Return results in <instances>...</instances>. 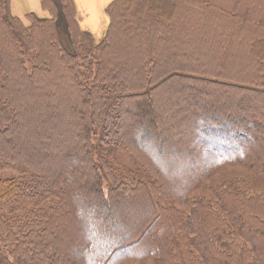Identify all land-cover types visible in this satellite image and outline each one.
<instances>
[{
	"label": "trees",
	"instance_id": "obj_1",
	"mask_svg": "<svg viewBox=\"0 0 264 264\" xmlns=\"http://www.w3.org/2000/svg\"><path fill=\"white\" fill-rule=\"evenodd\" d=\"M40 6L24 20L0 0V168L29 176L0 179L1 208L28 206L0 215V264H264V192L189 198L227 165L264 172V0H113L100 40L72 0ZM52 82L68 84L54 103ZM112 139L167 189L107 184Z\"/></svg>",
	"mask_w": 264,
	"mask_h": 264
},
{
	"label": "rangeland",
	"instance_id": "obj_2",
	"mask_svg": "<svg viewBox=\"0 0 264 264\" xmlns=\"http://www.w3.org/2000/svg\"><path fill=\"white\" fill-rule=\"evenodd\" d=\"M58 3V2H57ZM60 5V4H59ZM48 13L44 11V16H37L39 18L47 17ZM25 17H18L20 19H24ZM66 21L63 16H59L58 19V31L60 40L69 54H73L74 50L72 49L68 38L66 37ZM103 36L95 37L96 40H100ZM62 75L65 74L63 71H60L58 67L54 75ZM58 78V76H57ZM37 84V83H36ZM68 84L65 83H55L52 82V86L46 90V94L50 92L54 94V96H47L48 98L52 97L53 101L51 103L58 101V99L64 95V89ZM183 111V110H182ZM181 111V112H182ZM146 115L143 114L142 117ZM115 138H117L115 136ZM112 139V145L109 148L103 147L107 151L104 153V157L108 162V167H106L108 171V177L105 178V182L107 184L120 183L124 185V187H120L121 190H129L135 186V183L138 182V179H143L146 181V178H150L153 181L154 186L157 187V190H165L167 189L164 183L161 181L163 177L158 176V169L156 164L153 163L150 159H147L143 154L136 153L134 154L132 151L127 152L118 142H114ZM118 141V140H117ZM108 145V144H107ZM161 149L151 151L153 153V157H155L160 162L167 164L169 171V175H172L174 171L178 172L179 169L175 167L176 164H182L185 161V156L181 159H177V155H163L164 152L160 151ZM172 152V151H171ZM7 178H17L22 180V184L27 186V181L29 180V176L21 173L17 168H0V179ZM236 179L241 180L245 187L250 189L252 193H263L264 192V172L258 173L254 172L250 169V167L242 166V165H227L225 168H222L218 171L211 173L207 179L204 181L202 187L194 190L189 198H198L202 197L205 200H213V195L210 192V186L214 184L223 185L229 182L236 181ZM113 182H112V181ZM46 200V199H45ZM40 205H45L44 202H40ZM190 206L189 203L185 202L182 204H178V207L181 210H187ZM27 205L25 203L21 204V208H18L17 203H11L10 205H5L2 208L0 207V215H4V219L10 222L15 219L12 218L14 216L21 215L27 209ZM2 213V214H1ZM11 224V223H10ZM11 249V247H8ZM146 264V263H145Z\"/></svg>",
	"mask_w": 264,
	"mask_h": 264
},
{
	"label": "crops",
	"instance_id": "obj_3",
	"mask_svg": "<svg viewBox=\"0 0 264 264\" xmlns=\"http://www.w3.org/2000/svg\"><path fill=\"white\" fill-rule=\"evenodd\" d=\"M113 0H72L80 28L94 37L103 36L109 25L106 9ZM14 16L24 17L28 14L44 16L40 0H11Z\"/></svg>",
	"mask_w": 264,
	"mask_h": 264
}]
</instances>
